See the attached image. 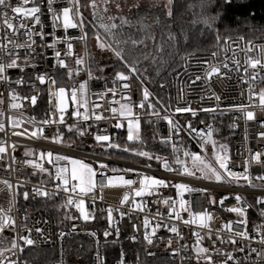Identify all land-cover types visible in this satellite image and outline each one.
Returning a JSON list of instances; mask_svg holds the SVG:
<instances>
[{
	"label": "snow or ice",
	"instance_id": "snow-or-ice-1",
	"mask_svg": "<svg viewBox=\"0 0 264 264\" xmlns=\"http://www.w3.org/2000/svg\"><path fill=\"white\" fill-rule=\"evenodd\" d=\"M42 2V0H41ZM65 6L59 8L54 7V4L58 3V0H47V13L51 18V28L52 32L45 33V24L41 20V16L44 14L41 11V7L37 4V0H23V3L19 2L14 6L12 0H0V24L13 35L19 33L21 28L26 29L23 35L27 38L30 43H18L8 39V34L5 32L2 40H0V52L5 56L11 57L5 61H0V84L9 85L7 89V110L20 109L21 104L18 102L22 99H27L32 105L37 103V95H31L30 97H21L16 92L15 89L11 88L10 85L15 83L17 86H21L25 83L24 76L25 68L36 69L37 65L33 62L34 57L25 55L21 62V57L19 55V50L26 48L28 53L35 52L33 45L36 44V40L33 36H39L41 41V46L48 49H52L53 57L56 59V64L53 66L56 70H64L60 73V79L65 76L68 81L71 82V87H66L63 85H57V78L49 76L46 72L40 73L36 72L34 74V79L39 81L41 85H44L47 81L48 83V97L50 102V109L46 111L45 117L36 121L34 118H30L28 123L34 125H56V130L51 137L41 136L40 133L44 132L43 127H36L35 131H32L31 137L36 139H51L56 143H62L61 137L62 133L59 131L61 125H64V113L68 110L69 101L75 110L71 112L72 117H78L84 121L90 119V114L88 111V101H87V90L88 81L92 79H103L104 77H95L91 67H85L84 56H75L74 63L79 67H71L66 63V58L74 56V44L73 41H80L84 43V49L86 54L89 56V62L94 58L90 53H87V41L90 35L89 31H86L88 24H91V35L95 40V45L101 51H108L112 53V58L121 66V69L126 70L127 75L124 70L116 69L115 65H105L104 67L111 66L114 68V76L112 77V87L105 88L101 93H97L98 99L105 98L107 93H111L113 97L116 96L118 82H123L121 84V98L120 100H113V103L119 105V107H112L110 105V111L116 120L113 125L115 128L124 127L123 121L126 120L127 129V141L138 142L143 144L142 139V123L145 125H153L154 121H165L167 132L166 134H161L159 137L153 135V141H157L164 148L171 149L170 155L172 157V162L169 161L154 152L143 150V149H129L124 147L122 150L124 152L131 151L134 155L138 157H143L146 160L144 164L145 168H151V161L155 159L160 162V167H162L166 172L175 173L176 175L183 177H190L199 182H210L216 186L228 185L236 186L238 188H248L254 190H260V195H253L252 202L248 198L242 196L239 192L235 194H225L219 198L217 201L215 198L208 194V203L219 205L224 209L225 212L235 215L234 220H229L223 223L219 228L213 230L210 221L213 217L207 210L200 212H193L188 201L183 199V194L185 192L199 191L207 193L206 188H192L187 182H175L171 183L165 179H158L152 175H147L143 173H138L139 187H133L137 183L133 179H125L123 175H105V169L110 166L106 163L99 162L98 167H94L93 163L85 162L81 158H71L67 155L56 154L54 155L51 150L42 151L38 159L43 160L45 157L48 163L53 166L54 171H50L42 163L36 162L34 159H25L24 163L31 166L33 169V175L47 174V179L42 178L39 182V186L33 185L31 192L24 191L23 198L28 200L36 197L43 198L45 201L52 200L54 197L63 195V199L59 205L56 206L57 212L64 209L63 220H81V221H94L98 219L95 213L97 211L96 202L97 200H103L102 195L103 190L106 187L114 186H125L132 189V199L130 200L129 193L125 192L122 199L120 200L121 205H125V202L130 201L134 205V209L138 212H144L147 208V203L143 204L137 203L135 197H152L158 195L157 190L164 187H174L176 190L177 199L172 197H163L155 199L152 201L156 204L157 210L152 215L151 219L155 220V223H150V217L145 216L142 221L143 241L148 246H153L156 242L157 232L160 229H164L172 235L166 240L161 238V241L165 243V250L167 251L171 248L173 242V236L176 238L177 243L184 239L180 227L177 222H182L184 226H195L191 231V236L194 237V241L191 245L185 243L181 245L180 248H171L169 253L171 258L179 257L181 264L185 261L194 262V264H259V258L261 254L260 248L254 247L253 243L264 246V171L259 174L253 175L250 171L252 163L264 164V160L261 159L264 156V152H255L251 155V161L247 158L244 159L242 166V171L234 170L230 164V156L228 153V148L226 144L218 143L213 138V128L212 125H207V131H202L197 129L191 120L186 123H181L177 114L189 113L191 117L197 116V110L193 109L190 104L191 101H185V88L193 90L197 87L201 88V91L210 93L206 96H201L200 99H215L220 100V97L216 95L211 89V82L213 78L223 79L228 72L236 71L239 72L241 65L240 61L235 56V50L233 49V55L231 57L232 63L235 68L232 69L229 63L226 61H216L212 60H198V65L201 66V71L198 73L187 72L185 67V75L188 79L185 81L179 78V83L177 84V98L175 104L172 101L171 96H169L168 102L164 103L161 98L156 97L154 100L150 99L153 93L149 91L147 87H143V80L138 68L140 63L139 59L131 55V51L127 49L126 46L129 44L134 49L137 45L144 44L145 39H154L151 34L146 35L142 39H133L129 36L127 39H122V28L124 25L131 27V22L127 20L126 17L121 16L120 24L112 23L117 17L107 16V21L105 22V16L103 13L108 12L107 5L111 0H102L101 4H97V0H62ZM214 0H199L198 4H188L189 10L198 9V11H193V16L195 19L192 21L193 24H203L205 29L209 32L215 31L214 25L216 20L219 18V14L213 16L209 14V9ZM173 0H167L165 4L166 16L171 18L173 15L172 5ZM31 4L30 7L26 5ZM119 9L120 5H116ZM9 10L13 14L9 16ZM90 10L91 20L84 15L86 11ZM31 18L33 25L28 27L26 21ZM13 20L16 23H13ZM142 22V18H141ZM159 23V20H157ZM39 25V31L34 32L33 28ZM63 29L64 35L62 37L56 36V30ZM69 29H79V35H70ZM182 34V33H181ZM45 35L52 36V41L50 43L44 42ZM243 39V38H241ZM168 40L172 42V47L177 49L179 52V41L176 34L173 33L171 27L168 29ZM215 41L217 46L221 44V37L217 32L215 35ZM14 44V48L9 50L8 44ZM63 43L65 48L63 54L61 50L57 49V45ZM228 43L227 38L223 42ZM251 44V41H249ZM239 47V45H237ZM160 50V46H157ZM220 50L224 53L229 51L226 47H221ZM251 48L245 50V61H244V76L240 79L243 83L248 85L247 95L248 104L240 103L230 106L229 110L239 112L243 115L245 120L252 121L255 119L254 109L256 106V101L258 100L259 106L264 110V87H261L259 91H256L258 83L264 81V76L260 75V69L264 68V60L260 56L255 58L249 57L248 52ZM264 51V49H260ZM191 54L182 56L181 59L185 60V65L187 59L190 58ZM217 52L213 51L211 57L215 58ZM147 59V56L144 57ZM227 60V57H226ZM155 61V57H153ZM58 66V69H57ZM104 67H100L98 70L100 72L104 71ZM18 69L20 75L13 81L11 79L10 70ZM249 69H251V74L249 76ZM223 70V71H222ZM82 72L87 73V80L77 81L75 77H79ZM159 75V72H157ZM130 76L135 77L136 80L140 81L141 89L140 98L137 100H132L131 97V87H130ZM194 77V78H193ZM144 79H148L144 76ZM176 79V78H174ZM200 84H197V82ZM35 90V85H32ZM165 85L161 84V88ZM55 97L54 108L57 114H59V119H51V102L52 98ZM255 98V99H254ZM123 101V102H121ZM5 103L4 93L0 92V131L5 130L4 115L5 109L3 105ZM100 105L94 104L93 108H99ZM83 108L85 111L81 112L79 109ZM137 109L138 111H134ZM203 112H213L214 108H201L199 109ZM223 114V113H221ZM96 121L101 119H107L106 117L97 114L96 112L91 113ZM143 117V119H142ZM123 118V119H121ZM24 122L19 118L8 117V126L11 128H17ZM203 123V121H201ZM235 123L230 124V128H234ZM260 126L264 127V121L260 122ZM88 127L91 125H86L83 128L79 127L77 124L67 125L68 131L72 132L75 130L76 134L79 136H84L87 133ZM27 131V130H26ZM186 132L190 135L192 139H196L198 147L204 155L198 154L191 151L189 148L184 146L181 140V133ZM14 135H23V133L14 132ZM94 141L100 145V147L119 149L121 146L110 140V136L107 134H92ZM259 136L264 137V132H260ZM247 138V137H245ZM100 142H108L107 144H100ZM211 144V156L207 155L206 145ZM71 147V144L65 145ZM13 151H15V145L12 146ZM6 153V146L4 142H0V154ZM92 155H95L93 152ZM24 156L32 157L34 156V150L26 149ZM2 158V157H0ZM15 162V157L12 158ZM66 161V163H61ZM173 164L176 166L173 168ZM136 171L131 168H116L111 167L112 173H122V172H132ZM52 180H55L54 189H49L44 187V185ZM259 181L258 183L253 181ZM0 183L7 185L9 191L12 190V185L7 180H2ZM18 187L22 188L23 184H19ZM20 195L17 192V196ZM231 198L235 201L232 206H226L225 202ZM89 201L90 211L86 209L85 202ZM161 205H166V213L160 211ZM13 203L10 201V205L7 211L0 208V264H30V262L24 258L23 253L26 248L35 246L37 241L32 238V232L35 231L42 241H49L51 239V233L46 234L44 230L40 227H28L27 221L29 216L25 210V215L21 222L11 215ZM74 207L79 213L78 216H73L67 211L68 209ZM249 209H255L256 214L259 217V222L250 221ZM99 211L101 217L107 222L108 227L99 230L102 233V239L104 244L109 243L110 237H115L111 240L112 245H116L119 242L120 236V226L119 221L114 217V213H118L119 217L122 219L125 215H128L120 208H112L108 206L107 208L100 207ZM182 212H186L188 215L187 219H184L181 215ZM106 214V215H105ZM167 217V220L156 219V217ZM130 218V216H129ZM36 224L41 223V221H35ZM47 223V221H44ZM251 223V228L249 224ZM134 230L139 229L140 226L133 224ZM149 229H151L149 231ZM77 231L75 224L71 225L68 232L63 230L55 233L56 237L61 241V246L59 249V254L56 259H50L47 264H66L65 252L63 248L64 238L72 235ZM221 232H225L226 235H221ZM7 233H12L13 235L9 239ZM91 238H94L96 254L93 257V264H105V257L100 251L101 241L98 237L97 231H87L85 232ZM215 237V239H213ZM132 241L137 240L136 235L128 237ZM207 239L210 242V247L204 246V241ZM247 241L248 243H245ZM22 242V243H21ZM217 242L220 246H217ZM228 245H231V250L228 249ZM181 250L184 253H191L190 255H181ZM245 253L243 257H239L236 253ZM255 253L256 260L251 259V254ZM53 255H56L53 253ZM145 255L154 256L155 253L147 252L145 250ZM215 257V258H214ZM116 264H127L126 253L121 246L119 251V258ZM136 264H141L139 259V254L137 253Z\"/></svg>",
	"mask_w": 264,
	"mask_h": 264
},
{
	"label": "built area",
	"instance_id": "built-area-1",
	"mask_svg": "<svg viewBox=\"0 0 264 264\" xmlns=\"http://www.w3.org/2000/svg\"><path fill=\"white\" fill-rule=\"evenodd\" d=\"M22 4L23 0H12L13 5L15 6L17 3ZM37 4L41 7L42 13H44L41 16L42 22L46 25L44 28L45 33L52 32L51 28V18L50 15L47 13V0H37ZM31 4L26 5V7H30ZM56 8H59L61 6H65L62 2V0H58L57 4L53 5ZM13 14L9 10V16H12ZM13 23L15 24L16 21L13 20ZM28 27H32L33 22L31 18H29L26 21ZM26 31V29L21 28L19 30V33L16 35H13L12 32L8 31L3 24H0V40H2L5 32L8 34V39L14 42L18 43H30V41H27V38L23 35V33ZM34 32L39 31V25H36L33 28ZM87 31V29H86ZM70 35H79V29H69L68 30ZM64 35L63 29H57L56 30V36L62 37ZM242 37H231L227 38L228 43L223 44L222 47H226L229 49L227 53L222 52L221 50L216 51L217 56L215 58L211 57L212 52H193L189 53L190 58L187 59V63L185 65V60L182 59V62L179 66V68L173 73L172 75V101L175 104L176 98H177V84L179 83V78H182L183 80H187L188 77L184 74L185 73V67L187 69V72L190 73H198L201 71V66L198 65V60H212L213 62L216 61H226L229 63L230 68L234 69L235 65L232 63V55H233V49L235 50V56L240 61V71H230L227 73V75L221 80V79H215L213 78L211 82V89L213 92L216 93L220 97L219 101H216L215 99H204L201 100V96L209 95L210 93H207L205 91H201V88L197 87L193 90H190L188 88H185V101H191L190 106L193 109L197 110V116L191 117L189 113L184 114H177L178 118L180 119L181 123H186L188 120H191L193 125L202 131H207V125L211 124L213 128V118L215 116L221 115L225 117L227 122V129L229 132H231V136H233V149L232 154L229 153L230 166L236 170V171H242V166L244 163V159L247 158L249 161H251V155L255 152H264V137L259 136L260 132H264V127L260 126V122L264 121V110L261 109L259 106L258 100L256 101V106L254 109H251L254 111L255 119L252 121H247L243 117V115L239 112L229 110L230 106L244 103L248 104V95H247V88L248 85L243 83L240 79L242 76H244V61L246 58L245 50L248 48H251V51L247 53L249 57L255 58L256 56H260L262 60H264V51H260V49H264V38L263 39H257L252 40L251 44H249V40L241 39ZM33 39L36 40V44L33 45L35 48V52L28 53L26 48H22L19 50V55L22 59L25 55H29L30 57H34L33 62L37 65L36 69L31 68H25V73L27 75L24 76L25 83L21 86H17L15 83L11 84L10 87L15 89L16 92L21 97H30L31 95H37V103L34 106H31L28 101H24L23 99L21 101L25 102L26 105H21L20 109H15L8 111L7 110V89L9 85L0 84V92L4 93L5 103L3 105V108L5 109V115H4V123H5V130L0 131V142H4L6 146V153L0 154V181L7 180L11 183L12 190L9 191L7 185L0 183V208L5 209V211L8 210L10 201L13 203L14 206H12L11 211L9 212V215L15 217L18 222H21L23 220V217L25 215V210L27 211V215L29 216V220L27 221L28 227H40L42 230L46 232V234L51 233V239L47 242L42 241L38 234L35 233V231L32 232V238L37 241L35 246L29 247V248H35V249H50L54 248L56 250V257L59 254V249L61 246V241L56 237L55 233L63 230L65 232H68L71 225L75 224L77 227V231L73 233L70 236H67L64 238L63 241V248L65 252V259L66 264H93V257L96 254V247L94 238L89 237L85 234L87 231H97L98 237L101 241V247L100 251L105 257V264H116L118 258H112L109 259V257L106 255V247L107 245L104 244V241L102 239V233L99 232V230L107 228V224L102 223V228H98L94 226L98 219L94 221H81L77 219L73 220H63V216L59 218L58 220L56 217L50 213V211L46 209L38 208L39 203L44 200L43 198L36 197L35 199L30 198L28 200H25L23 198V192L29 191L31 192V189L33 185L39 186V182L42 178L47 179V174H44L42 177L41 175H33V169L31 166H28L24 163L25 159H34L38 163H42L45 167H47L50 171H54L53 166L48 163L47 158L45 157L43 160L38 159L40 156V153L42 151H48L51 150L54 155L61 154V155H67L71 158H81L84 159L85 162L93 163L94 167H98L99 162H103L108 164L110 167L108 169H105V175H123L125 179H133L136 180L137 183L133 185V187H139L138 180L139 176L138 173H143L147 175H152L158 179H165L166 181H169L171 183L175 182H187L192 188H206L208 189L207 193L199 192V191H192V192H185L183 194V199L185 201H188L191 210L193 212H200L207 210L211 213L213 219L210 221V225L213 230L219 228L223 223L234 220L235 215L231 213H227L224 211V209L219 205L217 202L216 204H209L208 203V194L210 193L213 198H215L217 201H219V198L222 195L225 194H235L239 192L242 196L249 199L250 202H252L253 195H260V190H254V189H248V188H238L236 186L229 187L228 185L224 186H216L213 183L204 181L199 182L196 181L190 177H183L176 175L175 173L166 172L162 167H154L151 166V168H145L143 163H137L126 159H121L115 156H112L108 154V149L112 148H105L100 147L99 144H97L92 134H107L110 136V140L119 137L124 127H126V120L123 121L124 127L122 128H115L113 125L116 123V120L113 117V114L110 111V105L112 107H119L118 104L113 103V100H120L121 98V84L123 82H118L116 85L117 92L116 96L113 97L111 93H107L105 98L98 99L97 93H101L105 90V88H111L112 85V77L108 78L106 76L102 75H96L95 77H104L103 79H92L88 81V90H87V101H88V111L90 114V119L88 121H84L78 117H72L71 112L75 110L73 106L71 105V102L69 101V107L68 110L64 113V125H61L59 128V131L62 133V136L70 135L71 136V142H64L62 143H56L51 139H36L31 137L32 131H35L36 127H43L44 132L40 133L41 136H47L51 137L56 130V125H34L32 123H28L30 118H34L37 122L42 120L45 115L46 111L50 109V102L48 97V83L44 85H41L39 81L34 79V74L36 72H46L49 76H53L57 78V85H63L66 87H71V82L68 81L67 77L65 76L63 79H60V77H57L55 75V72H61L64 70H56L53 68V66L56 64V59L53 57L52 49H48L46 47L41 46V41L39 36H33ZM52 41V36L45 35L44 42L50 43ZM89 40L87 41V53H90L89 51ZM74 44V56L66 58V63H68L71 67H79L78 65H75L74 60L75 56H84L85 59V67H91V62H89V56L86 54L84 49V43L80 41H73ZM239 45V47H237ZM9 50H12L14 48V44L10 43L8 44ZM65 46L63 43H60L57 45V49L61 50L63 54ZM188 55V54H187ZM186 56V55H185ZM227 57V60H226ZM11 57L5 56L2 52H0V61H5L7 59H10ZM58 69V66H57ZM223 71V70H222ZM251 69H249V76L251 74ZM125 74L127 75V72L125 71ZM179 74V78H178ZM11 79L14 81L19 75V70L14 69L10 70ZM260 75L264 76V68L260 69ZM176 78V79H174ZM194 78V77H193ZM77 81H84L87 80V73L82 72L79 77H75ZM142 79V78H141ZM143 80V79H142ZM111 81V83H110ZM143 81V87H147L151 93L152 90L150 87L144 83ZM197 84H200L198 81ZM32 85H35V90L33 89ZM130 87H131V97L132 100H137L140 98V89H141V83L140 81L136 80L135 77L130 76ZM261 87H264V81H261L258 83L256 87V91H259ZM41 89H44L45 91V102L43 105H40L39 99L41 97ZM26 91H31L29 94H26ZM156 97L153 94V96L150 98L154 100ZM255 99V98H254ZM123 102V101H121ZM55 103V97L52 98V106H51V119H59V114L56 113L54 108ZM94 104L100 105L99 108H93ZM28 105L31 107L36 108V111L38 115L32 113L29 110ZM214 108L215 111L213 112H203L199 109L201 108ZM81 112H84L85 110L83 108L79 109ZM134 111H138L137 109H134ZM92 112H96L97 114H100L103 117H106L107 119H101L99 121H96L94 116L91 115ZM223 113V114H221ZM14 117L21 119L22 122L19 127L17 128H11L8 126V117ZM123 119V118H121ZM143 119V117H142ZM203 121V123H201ZM77 124L79 127L83 128L86 125H91V127H88L87 133L84 136H79L76 134L75 130L72 132L68 131L67 125L71 124ZM235 123L234 128H230L229 125ZM27 130V131H26ZM154 131L157 137L161 134H166L167 128H166V122L159 120L154 121ZM14 132L23 133V135H14ZM247 137V138H245ZM181 140L184 143V146L190 149V146L193 149H190L193 152L199 153L201 155H204V153L201 152V149L197 145L196 139H192L190 135L186 132L181 133ZM71 144V147H67L65 145ZM108 142H100V144H107ZM15 145V151L12 149V145ZM207 147V145H206ZM34 150V156L32 157H25L24 153L25 150ZM207 150V149H206ZM95 153V155H92V153ZM207 155L211 156L208 151ZM13 157H15V162H13ZM169 163L172 162V157L166 158ZM262 160H264V156L261 157ZM61 163H66V161H62ZM111 167L116 168H131L135 169L136 171L132 172H118V173H112ZM176 166L173 164V168ZM251 173L253 175L259 174L262 171H264V164H255L252 163L250 167ZM258 183L259 181H253ZM55 183H57L55 180H52L44 185V187L49 189H54ZM19 184H23V187H18ZM17 192L20 193V195L17 196ZM125 192L129 193L130 200L132 199V189L125 187V186H114V187H106L103 190V200H97L96 202V208L98 206H102L104 208H107L108 206H111L112 208H120L122 211L127 213L128 215H125L122 219L119 217L118 213H114V217L119 221L120 226V236L123 237V235H126V237H130L132 235L137 236V242L139 239V236L143 239V232L144 229L141 226L143 218L145 216L150 217V223H155L154 219H151L152 215L157 210V205L153 204L152 201L155 199L163 198V197H172L174 200L177 199L176 197V190L174 187H164L157 190L158 195H154L152 197H135V200L137 203L143 204L144 202L147 203V208L144 212H138L134 209V205L130 203V201L125 202V205L120 204V200L123 197V194ZM59 196H63L62 194ZM23 198L24 203L20 201V199ZM28 201L27 203H25ZM235 203V201L231 198H229L228 201L225 202L226 206H232ZM85 207L89 211L90 205L89 201L86 200ZM160 211L162 213H166L167 206L161 205ZM69 213L73 216H78L79 213L76 211L74 207L68 209ZM96 215V213H95ZM182 217L184 219L188 218V215L186 212L181 213ZM130 216V218H129ZM97 217V215H96ZM249 217L250 221H257L259 222V217L256 214L255 209H249ZM167 220L166 215L163 217H156V219ZM41 221V223L36 224L35 221ZM44 221H47V223H44ZM180 231L182 232V235L184 236L183 240H180L179 243H177L176 238L173 236V242L171 245V248H180L181 245L188 243L191 245L194 241V237L191 236V231L195 226H192L191 228L189 226H184L182 222H177ZM138 225L140 226L138 231L134 230L132 225ZM249 228H251V223L249 224ZM151 229H149L150 231ZM9 239L13 235L12 233H7ZM172 234L167 232L164 229H160L157 232L156 236V242L153 246L146 247L147 252L155 253L154 256L145 255V261H143L141 264H181L180 258L175 257L174 259L170 257L169 253L171 251V248H169L167 251L165 250V243L161 241V238H164L165 240L171 236ZM221 235H226L225 232H221ZM112 238L115 239L113 236ZM215 239V237H213ZM76 240V241H73ZM74 243H73V242ZM76 242V243H75ZM22 243V242H21ZM245 243H248L245 241ZM204 246L210 247V242L205 239ZM217 246H220L217 242ZM254 247L260 248L261 254L259 258V264H264V246H261L259 244L253 243ZM74 249H80L79 253L72 252V248ZM229 250H231V245L227 246ZM191 253H184L183 250H181V255H190ZM237 256L243 257L244 255H247V252L245 253H236ZM215 258V257H214ZM56 259V258H55ZM251 259L256 260L255 253L251 254ZM127 264H136V261H131L130 258L127 259ZM184 264H194V262L185 261Z\"/></svg>",
	"mask_w": 264,
	"mask_h": 264
},
{
	"label": "trees",
	"instance_id": "trees-1",
	"mask_svg": "<svg viewBox=\"0 0 264 264\" xmlns=\"http://www.w3.org/2000/svg\"><path fill=\"white\" fill-rule=\"evenodd\" d=\"M149 1V6H139L135 9L133 18L129 20L131 22V27L128 25L123 26L121 38L127 39L131 36L133 39H142L148 34L154 37V39H145L144 44L137 45L134 49L130 44L126 47L131 51L133 57L139 59L140 63L138 64V68L140 69V73L143 74L141 78L145 81L144 83L150 87L155 97L161 98L164 103L168 102L169 96L172 98V75L179 68L182 62V56L193 52L219 51L226 38L242 37L249 41L264 38V0H214L209 9V14L215 16L218 13L219 18L214 25L215 31L212 32L207 31L203 24L192 23L195 19L193 11H198V9L189 10L187 6L190 3L198 4L199 0H173L171 5L173 15L171 18H168L165 14L166 9L164 6L167 0ZM157 20H159V23H157ZM169 27H171L173 33L178 37V53L177 49L172 47V42L168 40ZM86 29L90 32L89 38H91V29L89 27ZM217 32L221 37L220 46H217L215 41ZM158 45L160 46V50L157 49ZM145 56H147V59L144 58ZM153 57H155V61H153ZM111 65H115L116 69L124 70L121 69V66L116 61H113ZM110 68V72H112L111 77H113L115 74L114 68L111 66ZM157 72H159V75ZM60 73L61 72H55V75L60 77ZM144 76H147L148 79H144ZM161 84H164L165 87L161 88ZM26 92V94H29L31 91ZM44 93V89H41V97L39 99L40 105H43L45 102ZM28 107L32 113L38 115L36 108L30 105H28ZM153 135H156L154 124L145 125L142 123V139L144 143L139 144L138 142L127 141V130L123 129L118 138L112 139V141L119 140L118 144L121 148L108 149L107 153L121 159L143 164L146 163L145 158L138 157L131 151L124 152L122 149L126 146L129 149H143L169 158L171 156L170 147H162L158 139L154 142ZM231 135V132L227 129L225 117L221 115L215 116L213 118V137L217 139L219 143L232 144L233 136ZM70 138V135H66L62 136L61 140L64 142H71ZM227 148L231 154L232 149L229 145H227ZM190 149L193 148L190 146ZM147 162L151 163L154 167L160 166V162L155 159ZM62 199L63 196H57L52 200H42L38 208L50 211L58 220L65 212L64 209H61L59 212H57L56 209V206L61 203ZM20 201L24 203L23 198H21ZM27 202L28 201L25 203ZM100 207L102 206L97 207L96 215L98 217V222L94 225L98 228H102V223L104 225L107 224L106 220L101 217L99 211ZM112 239L114 238H109V243L106 247V255L109 259L119 258V251L122 246L127 259L130 258L131 261H136L138 253L141 263L145 261L143 252L147 245L140 236L138 238L139 240L135 242L126 237V235H123L116 245L111 244ZM71 251L79 253L80 249H74L73 247ZM53 253L56 254L54 248H26L23 256L30 264H47L50 259L56 258V255H53Z\"/></svg>",
	"mask_w": 264,
	"mask_h": 264
},
{
	"label": "rangeland",
	"instance_id": "rangeland-1",
	"mask_svg": "<svg viewBox=\"0 0 264 264\" xmlns=\"http://www.w3.org/2000/svg\"><path fill=\"white\" fill-rule=\"evenodd\" d=\"M101 2H102V0H97V4L98 5L101 4ZM149 3H150L149 0H111V2L107 5L108 12L107 13H103V15L105 16V22L106 23L109 22V21H107V16L117 17L114 21H111V22L112 23H116L118 25L120 24L119 17H121V16L126 17L127 20L129 21V20H131L133 18L134 11H135V9L137 7H139V6H149L150 5ZM117 4L120 5L119 9H117V7H116ZM84 15L88 17L89 21L91 20L90 10L86 11L84 13ZM87 27H89L91 29L92 26H91V24H88ZM88 40H89V42H88L89 43V51H90L91 56L94 58L91 61V68L93 70V73L96 74V75L106 76L108 78L111 77L112 72H110L111 71L110 66H108V67H104V66L105 65H111L113 63V61H115L112 58V53L108 52L106 50L105 51H101L100 49H98L96 47V45H95V40L92 37V35H91V38H88ZM92 64H93L94 67L92 66ZM100 67H104V71L103 72H100L98 70ZM25 93H27V92H25ZM18 102L21 105H26L27 106V104L25 102L21 101V100L18 101ZM124 129H126V127H124ZM215 140L218 142L217 139H215ZM112 142H115V143L118 144L119 140L118 141H112ZM226 144L229 145L231 149H233V143L232 144L226 143ZM206 149H207L206 151H208L209 154L211 155V150H212L211 144H208ZM231 154H232V151H231Z\"/></svg>",
	"mask_w": 264,
	"mask_h": 264
},
{
	"label": "water",
	"instance_id": "water-1",
	"mask_svg": "<svg viewBox=\"0 0 264 264\" xmlns=\"http://www.w3.org/2000/svg\"><path fill=\"white\" fill-rule=\"evenodd\" d=\"M23 100H24V101H28L27 99H23ZM29 103H30V101H29ZM30 105H31V106H34V105H32L31 103H30Z\"/></svg>",
	"mask_w": 264,
	"mask_h": 264
}]
</instances>
